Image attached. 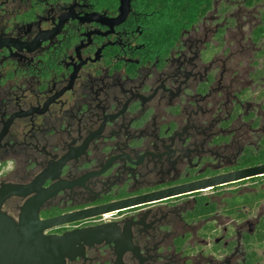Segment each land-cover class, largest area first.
<instances>
[{
	"label": "flooded vegetation",
	"instance_id": "obj_1",
	"mask_svg": "<svg viewBox=\"0 0 264 264\" xmlns=\"http://www.w3.org/2000/svg\"><path fill=\"white\" fill-rule=\"evenodd\" d=\"M119 5L0 0V186H30L0 210L15 222L26 202L39 221L89 212L42 231L63 239V264H245L264 174L233 177L264 165V80L250 78L241 25L222 44L211 16L148 54L131 0L106 23Z\"/></svg>",
	"mask_w": 264,
	"mask_h": 264
},
{
	"label": "trees",
	"instance_id": "obj_2",
	"mask_svg": "<svg viewBox=\"0 0 264 264\" xmlns=\"http://www.w3.org/2000/svg\"><path fill=\"white\" fill-rule=\"evenodd\" d=\"M96 10L114 14L119 0H88ZM213 17V23L222 24L215 38L223 44L229 29L248 26L243 37L252 55L250 78L264 80V0H131V14L127 23L138 27L137 38L148 54H168L187 31L204 19ZM211 46V45H210ZM264 94V90L262 92ZM256 155V163L264 161V142ZM257 184V207L264 200V186ZM249 197L247 196V199ZM245 264H264V215L251 236L244 238Z\"/></svg>",
	"mask_w": 264,
	"mask_h": 264
},
{
	"label": "water",
	"instance_id": "obj_3",
	"mask_svg": "<svg viewBox=\"0 0 264 264\" xmlns=\"http://www.w3.org/2000/svg\"><path fill=\"white\" fill-rule=\"evenodd\" d=\"M130 10V0H120L119 14L105 20L110 26L123 22ZM103 16L92 14L88 20L104 22ZM264 174V165L238 172L233 178H244ZM40 175L37 179H40ZM30 191L29 185L6 183L0 186V208L5 199L10 196H24ZM40 202H26L21 207L18 222L0 210V264H63L59 245L62 238H47L42 231L50 225L75 220L89 212L73 214L66 217L55 218L51 221H39L36 209ZM123 207L111 206L99 213L109 212ZM98 213V214H99Z\"/></svg>",
	"mask_w": 264,
	"mask_h": 264
},
{
	"label": "rangeland",
	"instance_id": "obj_4",
	"mask_svg": "<svg viewBox=\"0 0 264 264\" xmlns=\"http://www.w3.org/2000/svg\"><path fill=\"white\" fill-rule=\"evenodd\" d=\"M247 29H248V26H247V25H245V24L241 25V30H240V32H238V35H236L237 39H241L242 36H244V35L247 33ZM249 54H250V53L247 52V50L244 51V52L242 53V55H244V59H245V60H246V57H247ZM246 63H247V61H245V64H246ZM244 69H245V70L247 69V68H246V65H244Z\"/></svg>",
	"mask_w": 264,
	"mask_h": 264
},
{
	"label": "built area",
	"instance_id": "obj_5",
	"mask_svg": "<svg viewBox=\"0 0 264 264\" xmlns=\"http://www.w3.org/2000/svg\"><path fill=\"white\" fill-rule=\"evenodd\" d=\"M111 213L110 212H106V213H102V217H108Z\"/></svg>",
	"mask_w": 264,
	"mask_h": 264
},
{
	"label": "clouds",
	"instance_id": "obj_6",
	"mask_svg": "<svg viewBox=\"0 0 264 264\" xmlns=\"http://www.w3.org/2000/svg\"><path fill=\"white\" fill-rule=\"evenodd\" d=\"M11 167H12V162L10 161V162H9V168H11Z\"/></svg>",
	"mask_w": 264,
	"mask_h": 264
}]
</instances>
